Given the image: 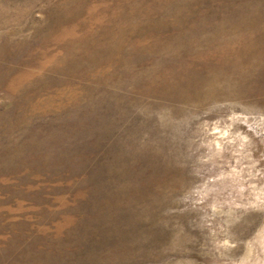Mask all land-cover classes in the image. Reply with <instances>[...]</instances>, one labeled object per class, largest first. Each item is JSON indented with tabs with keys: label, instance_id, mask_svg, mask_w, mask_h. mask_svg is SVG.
I'll use <instances>...</instances> for the list:
<instances>
[{
	"label": "rangeland",
	"instance_id": "rangeland-1",
	"mask_svg": "<svg viewBox=\"0 0 264 264\" xmlns=\"http://www.w3.org/2000/svg\"><path fill=\"white\" fill-rule=\"evenodd\" d=\"M259 1L0 0V264H264Z\"/></svg>",
	"mask_w": 264,
	"mask_h": 264
},
{
	"label": "bare ground",
	"instance_id": "bare-ground-1",
	"mask_svg": "<svg viewBox=\"0 0 264 264\" xmlns=\"http://www.w3.org/2000/svg\"><path fill=\"white\" fill-rule=\"evenodd\" d=\"M260 6L261 8V15H260V25L264 26V0H260L259 1V5L258 7ZM263 29V28H262ZM258 69L260 71H262L263 73H261L259 76H258V80H260V89L262 87V85L264 84V55L262 54L258 60ZM262 90V89H261Z\"/></svg>",
	"mask_w": 264,
	"mask_h": 264
}]
</instances>
